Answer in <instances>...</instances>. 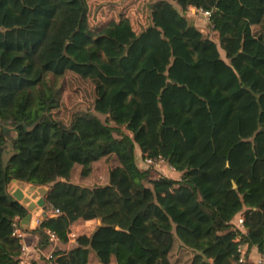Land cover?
<instances>
[{
    "label": "trees",
    "instance_id": "trees-1",
    "mask_svg": "<svg viewBox=\"0 0 264 264\" xmlns=\"http://www.w3.org/2000/svg\"><path fill=\"white\" fill-rule=\"evenodd\" d=\"M89 1L0 0V121L17 128L0 126V264H19L13 224L31 219L14 182L61 211L33 231L41 252L57 247L48 232L67 246L74 223L101 221L54 264H171L177 242L190 264H239V237L264 255V0H155L144 29L111 16L99 33ZM190 7L212 12V36ZM68 74L95 86L105 120L55 119ZM144 155L181 178H153ZM105 159L108 185L73 182Z\"/></svg>",
    "mask_w": 264,
    "mask_h": 264
},
{
    "label": "rangeland",
    "instance_id": "rangeland-1",
    "mask_svg": "<svg viewBox=\"0 0 264 264\" xmlns=\"http://www.w3.org/2000/svg\"><path fill=\"white\" fill-rule=\"evenodd\" d=\"M155 0H90L88 21L91 29L96 33L101 32L108 21V17L114 16L117 20L122 17L128 18L132 26L137 29H144L151 22V4ZM186 17L195 24L206 36H212V29L210 22L203 18L200 14L194 15L187 11ZM61 89V108L59 112L55 113V119L63 122L64 125H70L73 116L80 112H93L96 113L102 120L106 119L98 110L96 103L95 86L81 78L78 75L68 74L66 77L59 81ZM56 113H60L56 115ZM12 154L10 151L9 156ZM116 165L115 161L102 160L94 165L92 174L86 178H81V168L78 167L73 175V182L86 187L106 186L109 183V175L113 166ZM152 177H157V173H151ZM27 202L29 209L34 212L38 207L45 206V193L44 190L30 189L27 192ZM37 197H42L41 200H35ZM97 221L87 224L81 221L76 227L81 231L75 235L77 239L80 236H92L97 227ZM95 229V230H94ZM75 245V244H72ZM59 247L51 248V252H55ZM73 247H71L72 249ZM70 249V248H68ZM180 247L179 243L175 244L174 250L171 254V264H190L193 257L189 258L192 252L187 253ZM193 255V254H192ZM92 256L97 260V256L92 252Z\"/></svg>",
    "mask_w": 264,
    "mask_h": 264
},
{
    "label": "built area",
    "instance_id": "built-area-1",
    "mask_svg": "<svg viewBox=\"0 0 264 264\" xmlns=\"http://www.w3.org/2000/svg\"><path fill=\"white\" fill-rule=\"evenodd\" d=\"M189 13H193L194 15L200 14L203 18H205L208 22H210L212 17L211 11H206L203 9H198L196 7H190L188 9ZM143 163L146 167L149 168L151 173H157V177H154L155 179H161V178H172L173 174L177 173L174 167L169 165L167 161L162 157H150L148 155H144ZM45 200V197H44ZM60 216L61 211L59 209H55L53 207H49L45 204V206L42 209V212L40 216L29 220L28 223H20V221L17 219L13 224V237L19 239L21 241V252L19 255V264H33L35 256H38L39 259L43 260L44 258L50 262V264H54L58 257L54 256V253L51 252L50 254L46 255L44 252H41L39 249L32 250L29 248L27 241H26V229L29 228L31 230H36L42 223L44 218H51L52 216ZM233 225L235 229L242 233H246L245 229V218L244 215H239L234 221ZM51 239L55 242V246L58 244L57 238L55 234L48 232ZM76 235H74L72 232L70 234V242L71 244H76ZM237 243V252L239 254V264H250L251 257L249 254V248L247 245L243 244L241 241V238L236 239ZM256 264H264V255L260 254V257Z\"/></svg>",
    "mask_w": 264,
    "mask_h": 264
},
{
    "label": "crops",
    "instance_id": "crops-1",
    "mask_svg": "<svg viewBox=\"0 0 264 264\" xmlns=\"http://www.w3.org/2000/svg\"><path fill=\"white\" fill-rule=\"evenodd\" d=\"M138 157H140V153H138ZM173 178H175V179H180L181 178V176H180V174L177 172V173H174L173 175ZM30 189H35V188H32V187H23L22 185H20V184H18L17 182H14L13 183V186H11V195L14 197V198H16L17 200H19L18 199V197L17 196H21V200H19L20 202H22L26 207H28L29 208V203L27 202V192L30 190ZM36 190H38V189H36ZM44 193H46V191H44ZM41 198L42 197H37L35 200H41ZM42 207H38V209L37 210H34V212H32L31 210H30V212H31V219H34V218H36V217H38V216H40V214H41V212H42ZM30 219V220H31ZM80 222L81 221H78V222H76V223H74L72 226H71V232L75 235V231H77V233H79L80 231H81V229L80 228H78V227H76V225H78V224H80ZM93 221H89V222H87V224H90V223H92ZM28 223V222H27ZM101 226V221L100 220H98L97 221V227H96V230L99 228ZM27 231H26V241H27V244H28V246H29V248L30 249H32V250H35V249H37V243H38V237L33 233V230H31V229H29V228H27L26 229ZM95 230V229H94ZM95 230V231H96ZM94 231V232H95ZM57 247H61V249H64V250H67V251H69L70 249H71V247H73L74 245H67V246H60L59 244H57L56 245ZM68 248H70V249H68ZM185 250V249H184ZM187 253H190V251H186ZM46 255H48V254H50L51 253V249L50 250H48V251H46V252H44ZM172 254V253H171ZM171 256V255H170ZM191 257H193V255L191 254L190 256H189V258H191ZM250 257H251V262L253 263V264H256V262L258 261V259H259V257H260V253L258 252V250H257V248H253L252 250H251V252H250ZM97 258V260H95L94 259V257L93 256H91V261H90V263L89 264H103L101 261H100V259L98 258V257H96ZM169 261L171 262V257H169ZM33 263H35V264H46L43 260H41V259H39V257L38 256H35V258H34V262ZM111 264H115L114 263V260H112V263Z\"/></svg>",
    "mask_w": 264,
    "mask_h": 264
},
{
    "label": "water",
    "instance_id": "water-1",
    "mask_svg": "<svg viewBox=\"0 0 264 264\" xmlns=\"http://www.w3.org/2000/svg\"><path fill=\"white\" fill-rule=\"evenodd\" d=\"M0 126L3 128V130H4L6 133H8V132L17 133V128H10V127H7V126L3 125V124L1 123V121H0ZM17 135H18V134H17ZM235 186H236V185H235ZM17 197H18L19 200H21V196H17ZM57 217H59V216L54 215V216H52L51 218H57Z\"/></svg>",
    "mask_w": 264,
    "mask_h": 264
}]
</instances>
